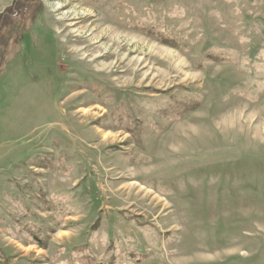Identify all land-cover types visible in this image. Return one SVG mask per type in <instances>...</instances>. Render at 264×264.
<instances>
[{
    "label": "rangeland",
    "instance_id": "1",
    "mask_svg": "<svg viewBox=\"0 0 264 264\" xmlns=\"http://www.w3.org/2000/svg\"><path fill=\"white\" fill-rule=\"evenodd\" d=\"M0 264H264V0H0Z\"/></svg>",
    "mask_w": 264,
    "mask_h": 264
}]
</instances>
